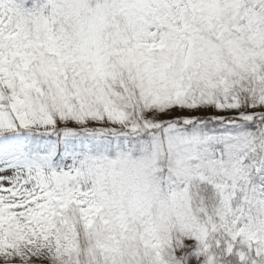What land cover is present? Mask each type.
Here are the masks:
<instances>
[{"label":"snow or ice","instance_id":"snow-or-ice-1","mask_svg":"<svg viewBox=\"0 0 264 264\" xmlns=\"http://www.w3.org/2000/svg\"><path fill=\"white\" fill-rule=\"evenodd\" d=\"M0 264H264V0H0Z\"/></svg>","mask_w":264,"mask_h":264}]
</instances>
